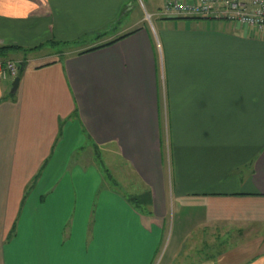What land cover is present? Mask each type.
Returning a JSON list of instances; mask_svg holds the SVG:
<instances>
[{
	"label": "crops",
	"instance_id": "0c3cea01",
	"mask_svg": "<svg viewBox=\"0 0 264 264\" xmlns=\"http://www.w3.org/2000/svg\"><path fill=\"white\" fill-rule=\"evenodd\" d=\"M164 2L150 30L136 0H0V47L32 66L0 79V264H153L165 230L158 264H264V35Z\"/></svg>",
	"mask_w": 264,
	"mask_h": 264
},
{
	"label": "built area",
	"instance_id": "2783aa9c",
	"mask_svg": "<svg viewBox=\"0 0 264 264\" xmlns=\"http://www.w3.org/2000/svg\"><path fill=\"white\" fill-rule=\"evenodd\" d=\"M161 16L207 18L248 27L264 35V0H167ZM18 63L0 60V79L13 80L18 76Z\"/></svg>",
	"mask_w": 264,
	"mask_h": 264
},
{
	"label": "rangeland",
	"instance_id": "374dc122",
	"mask_svg": "<svg viewBox=\"0 0 264 264\" xmlns=\"http://www.w3.org/2000/svg\"><path fill=\"white\" fill-rule=\"evenodd\" d=\"M164 1L165 0H136L137 9H134V11L131 14V17H130L129 21L131 23H136L138 21V19L140 18V16H143V17H145L147 27L150 30H153V27H155V20L153 18H149L148 20L146 19V15L151 12L150 8L148 7V4H150L151 7H153V9L155 11H157L159 8H161L162 3ZM170 1H173V0H170ZM169 21H171V20H169ZM81 40H83V39H81ZM81 42H83V41H81ZM81 42H78V43H70L69 45L58 44V45L53 46V47L45 46L42 51L37 52V53L34 52V53L30 54L29 55V58L30 59H34V58H37V57H41V58H46L47 60H49V59H51L50 55L56 54V53H58L60 51L67 52V51L74 50L75 48H77L78 46L81 45ZM60 56H61V54H60ZM12 61H14V60H12ZM17 63H19V62H17ZM30 67H32V66H30L27 63V64H24V67L23 68L25 70L26 68H30ZM158 67L159 68H158V77H157V79H158V82H159V88H160V90H162L163 89V86H162L163 81H162V75L160 76V74H162V68H161L160 61L158 63ZM66 120H69V118L67 117ZM63 122H67V121H63ZM162 135H163V131H162ZM162 142H163V139H162ZM83 145L84 146L82 147V149L79 150L80 153L84 154L82 156V164L84 165V163H87L88 165H91V166H94L96 164L97 168L100 170V165H99V163H97L98 159H96V157L94 156L93 153L90 155L89 152H88L89 149H91V148L88 147L86 149V147L89 146V145H86V144H83ZM108 156H110V155H108ZM109 158H110V160L113 159L112 157H109ZM162 158H163V160H162V163L161 164H162V167H163V171H162V174H161L162 175V177H161V182L162 183L161 184H164L165 187H166V191L164 192V195H163L164 196V201H165V206H166V213L169 214V215H171L172 214L171 211H172V202L173 201H172V199L170 200V198H169L170 197V192H169L170 178L168 176V161H167L166 154L163 153V148H162ZM101 160L104 162L105 166L107 167L105 160H103V159H101ZM106 160H108V157L107 156H106ZM96 166H94V167H96ZM124 167L125 168H121V170H120V171H123L124 174H122L123 176H120L119 179L117 177V176H119V174L114 169V167H111V170H109L110 173H111L110 175L114 179L117 178L116 180L119 182L117 189L118 190H121L123 193H125L126 196L137 194L139 192V189L136 186H137V184L140 185L141 183L138 181L137 177L135 176L134 172L130 169V167H128V166H124ZM98 169H97V171H99ZM102 174H104V173L102 172ZM130 181H133V185H130L129 186V182ZM137 189H138V192H137ZM143 191H144V189H142V192L140 191L137 194L138 198H139V196L141 194V199L142 200L144 198H147L148 197V195H146L144 197L145 192H143ZM150 197H151V195H149V198ZM161 200H162V196L160 195V203L162 202ZM139 201H141V200H139ZM133 204L134 203H132V205ZM138 206L139 207L137 208V210L140 213H142V214H144L145 211H147V210L150 211V207L148 206L147 203L146 204L145 203L143 204L142 202H140L138 204ZM167 220H168V218H167ZM167 241H168V236H167V231L165 230L162 249L158 253V255L155 257V260H154L153 264H158L159 261L161 260L162 255H163V252H164L163 250H164V248H165V246L167 244Z\"/></svg>",
	"mask_w": 264,
	"mask_h": 264
},
{
	"label": "trees",
	"instance_id": "16d2710c",
	"mask_svg": "<svg viewBox=\"0 0 264 264\" xmlns=\"http://www.w3.org/2000/svg\"><path fill=\"white\" fill-rule=\"evenodd\" d=\"M137 30H138V29H137ZM137 30H135V31H137ZM135 31H133V32H135ZM133 32H131V33H133ZM131 33H129V34H131ZM129 34L124 35L123 37H126V36H128ZM123 37H120V38H118L117 40L122 39ZM115 41H116V40H115ZM115 41H112V42H110V43H108V44H105V45H103V46H100V47H104V46L110 45V44L114 43ZM60 44H62V45H69L68 43H60ZM95 49H96V48H95ZM18 50H20V48H18V47H13V46H4V47H0V60H7V59H9L8 56H9L12 52H15V51H18ZM22 50H23V49H22ZM31 50H33V49L24 50V52H28V51H31ZM92 50H94V49H90V50H87V51L81 52L80 54H83V53H86V52H88V51H92ZM9 60H10V59H9ZM24 64H25L24 61L18 63V65H17V67H18V76H17V77H20V75H21V73H22V71H23V69H24V68H23V67H24ZM142 194H143V193H142ZM139 200H141V201H139ZM130 202H131V203H134L133 206H134L135 208H138V207H139L138 204H139L140 202L143 203V200L141 199V194H140L139 198H138L137 194H134V196L130 198ZM143 204H144V203H143Z\"/></svg>",
	"mask_w": 264,
	"mask_h": 264
},
{
	"label": "water",
	"instance_id": "95a60500",
	"mask_svg": "<svg viewBox=\"0 0 264 264\" xmlns=\"http://www.w3.org/2000/svg\"><path fill=\"white\" fill-rule=\"evenodd\" d=\"M19 85V77H16L11 82V93H14Z\"/></svg>",
	"mask_w": 264,
	"mask_h": 264
}]
</instances>
